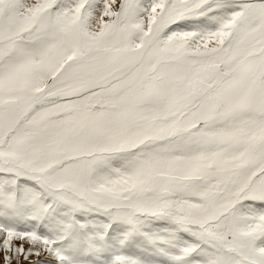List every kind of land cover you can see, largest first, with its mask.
<instances>
[{
  "label": "snow or ice",
  "instance_id": "6c2138e0",
  "mask_svg": "<svg viewBox=\"0 0 264 264\" xmlns=\"http://www.w3.org/2000/svg\"><path fill=\"white\" fill-rule=\"evenodd\" d=\"M0 264H264V0H0Z\"/></svg>",
  "mask_w": 264,
  "mask_h": 264
}]
</instances>
